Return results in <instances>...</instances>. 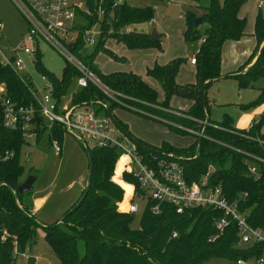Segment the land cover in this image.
Returning <instances> with one entry per match:
<instances>
[{"label": "trees", "instance_id": "trees-1", "mask_svg": "<svg viewBox=\"0 0 264 264\" xmlns=\"http://www.w3.org/2000/svg\"><path fill=\"white\" fill-rule=\"evenodd\" d=\"M84 1L92 12L88 17L89 24L97 20L96 9L99 5L110 10L115 2ZM192 1L199 5L198 0ZM246 1L208 0L205 9L198 15L202 20L197 25L193 23L197 15L185 11L183 36L196 57L193 63L195 81L186 84L176 81L184 57H175L165 64L155 63L147 68L146 73L159 82L164 94L162 101L141 75L120 70L101 72L93 64L97 52H109L104 47L107 37L122 40L129 48L146 47L155 40L144 32L122 31L127 25L151 21L154 18L153 7L139 6L132 0L116 3L113 8V33L105 34L104 30L88 53L84 52L80 37L71 47L113 94L108 95L89 83L85 87L77 86L69 100L72 105L91 104L96 111L113 116L129 135L127 126L113 113L117 106L160 121L178 134H191L192 141L186 146L173 145L165 140L154 145L131 136L145 159L149 153L156 151L170 152L176 156L185 168L188 181L199 179L212 165V186L221 187L228 201L235 203L251 226L264 229V143L257 140L264 141V130H261L264 118L253 122L246 130H238L228 115L220 121L211 120L206 99V87L224 75L221 73L224 42L238 40L244 35L246 17L241 16L239 11ZM202 25L204 27L200 29ZM77 28L80 31L82 29ZM253 35L255 46L248 58L234 72L225 74L234 76L240 87L251 86L257 77L264 75V13L259 9L255 16ZM201 38L204 40L200 41ZM33 56L35 65L53 85V98L61 102L71 84H76L77 71L67 64L62 77L57 78L43 66L39 49ZM112 56L116 60L120 59L114 54ZM0 83L6 85L13 100H31L26 86L8 66L1 63ZM172 96L189 99L191 105L184 110L174 108L169 101ZM258 99L264 101V88L260 90ZM187 128L196 133L185 130ZM51 130L62 142V129L53 125ZM42 134H46V129L38 130L37 137ZM22 144V133L3 127L0 116V145L15 151L12 159L0 163V264H15L16 255L24 252V246L32 240L38 227L43 229L45 240L61 264H208L213 258L235 263L238 258L259 257L264 252V243L239 245L238 228L234 220L230 221L220 236L209 241L208 238L216 233L214 221L222 215V211L215 208L192 207L177 213L173 205L161 203L159 211L155 213L151 210L154 202L147 199L141 209L138 225L133 226L135 213L121 210L118 206L124 195L123 186L110 178L120 155L115 147L87 146L92 159L88 187L83 189L60 219L51 224L41 222L31 212L32 202L28 197L32 191L14 193L18 184L29 174L24 175V167L20 163ZM81 145L85 150L86 145ZM123 162L124 158L118 160L114 178L118 179L122 174L123 180L133 185L137 193H141L133 175L121 172ZM248 165H252L255 172H251ZM30 174L36 175L32 169ZM125 190L128 196L130 186L125 185ZM61 225H65V228ZM173 231L177 232V236H171ZM2 236H5L3 240Z\"/></svg>", "mask_w": 264, "mask_h": 264}, {"label": "built area", "instance_id": "built-area-1", "mask_svg": "<svg viewBox=\"0 0 264 264\" xmlns=\"http://www.w3.org/2000/svg\"><path fill=\"white\" fill-rule=\"evenodd\" d=\"M11 1L27 22V30L23 41L16 47H11L8 53L0 47V63L8 66L26 86L31 100L20 102L13 100L6 85L0 83V116L3 127L19 130L23 136L22 145L28 144L29 139L36 138L38 130L46 129L47 140L56 153L62 151V142L52 134L53 125L60 127L63 135L67 132L86 146L117 148L120 151L118 160L124 158L121 172L131 173L141 189V193H137L134 186L130 185V194L125 205L129 213H136L139 209L136 197L143 199L142 207L147 199H151L154 202L151 210L155 213L159 211L161 203L173 205L177 213L192 207L215 208L221 210L222 215L215 219L216 233L208 238L209 241L220 236L230 221L234 220L238 228L239 245L264 243V229L251 226L245 216L238 211L235 203L228 201L221 187L212 186L210 183L212 165L208 166L207 171L199 179L188 181L183 164L170 152H151L145 159L138 151L134 138L117 124L113 116L96 111L91 104L81 106L64 101L57 102L52 96L53 85L45 74L42 75V79L48 81L43 90L33 84L18 52L23 51L33 56L39 49V40L43 39L77 71L75 78L77 86L85 87L92 83L106 94H113L71 47L76 38L80 37L84 52H87V49H91L97 43L99 36L104 34V30L105 34L113 33V8L122 0H115L110 10H105L99 5L96 9L97 20L93 24L88 22L92 12L84 0ZM257 7L264 13V0H257ZM78 15H81L87 24L74 23ZM103 25L107 28L104 29ZM77 27L82 28L81 31ZM122 31L127 33L129 29L125 26ZM195 60V54H192L190 62L195 63ZM185 130L196 133L190 128ZM257 140L264 143L259 138ZM14 156L13 149L0 145V163ZM27 157L28 152H24L23 158ZM248 169L255 172L252 165H248ZM122 186L125 197V186ZM171 236H177V232L173 231ZM234 264H264V255L238 258Z\"/></svg>", "mask_w": 264, "mask_h": 264}, {"label": "rangeland", "instance_id": "rangeland-1", "mask_svg": "<svg viewBox=\"0 0 264 264\" xmlns=\"http://www.w3.org/2000/svg\"><path fill=\"white\" fill-rule=\"evenodd\" d=\"M134 0V4L139 6H151L154 8V18L148 22H141L127 25L129 31L144 32L150 36L153 30L159 35L149 46L141 48H129L122 40L115 37H107L104 41V47L112 54L120 57V63L132 64L135 67L142 65H151L162 61L166 57H171L172 53L183 52L187 53L183 56L185 61L181 67L186 68L188 60V50L185 47V39L183 31L185 29L186 17L185 11L189 10L196 14V17L205 9L208 0H198V4L193 1L194 5H190L188 0ZM222 1V0H219ZM255 5V6H254ZM243 14L246 17L245 32L248 24L253 29L255 13L258 11L256 4L253 6L251 1H246L243 4ZM256 12L252 14L250 11ZM253 15V16H252ZM78 24H87V21L78 15L74 21ZM0 47L8 53L11 47H16L23 41V37L27 30V22L11 0H0ZM204 26H200L202 29ZM249 35H245L232 47L239 53L245 49L253 47L252 40ZM180 40V41H179ZM181 42V44H179ZM241 42V43H240ZM181 45V46H180ZM40 59L46 70L53 73L57 78H61L63 69L68 64L67 60L45 40H39ZM230 50V53L234 49ZM189 52L191 48L189 47ZM91 49H87V53ZM108 51H99L93 58V64L101 72H106L113 68L115 61L111 53ZM26 66V71L31 78L33 84L43 90L45 83L48 80L42 79L44 74L35 65V56H30L23 51L18 52ZM143 61V62H142ZM148 63V64H146ZM145 67V66H144ZM149 76V75H148ZM48 79V78H47ZM153 84H148L153 88L158 95L159 100L164 99V94L159 82L153 79ZM75 82V81H74ZM77 84L72 83L66 91L62 102L70 103L71 94L76 90ZM264 88V75L256 78L251 86L240 87L238 80L234 76L222 77L209 83L206 87V99L209 108V117L211 120L220 121L225 115L231 118L235 128L238 130H246L253 122H258L264 118V101L258 99L260 90ZM46 91V90H45ZM186 98L180 96H172L170 102L178 101L180 104L186 102ZM79 110V108L77 109ZM114 115L124 123L128 128L134 129L138 133L147 135L144 140L153 144H160L161 130L166 132L167 137L174 144L182 146L189 145L192 141V135L178 134L174 131H169L162 126H165L160 121L152 118L138 115L130 112L120 106L113 109ZM150 123L151 125H148ZM166 127V126H165ZM261 130H264V120L261 125ZM163 139V138H162ZM157 144V145H158ZM28 152L27 159L23 158V153ZM110 177L114 182L122 185H128L121 177L116 179V165ZM20 163L24 167V175L30 174L31 169L35 171L37 179L34 182L32 192L36 198H46V205L35 213V217L42 219L44 223L51 224L60 219L62 214L75 202L78 196L85 188L88 175V157L81 143L69 133H64L62 137V151L56 153L49 144L45 134L37 138L28 140V144L23 145L20 152ZM120 174V173H119ZM86 180V181H85ZM85 181V182H84ZM81 187V188H80ZM123 188V187H122ZM126 193V192H125ZM32 194V193H31ZM30 194V196H31ZM128 196L123 195L121 202L118 204L121 210L126 211L125 205ZM29 199V197H28ZM138 204V211L135 213L133 226L138 225V218L142 209L143 199L135 198ZM65 228V225H61ZM6 235V232H4ZM5 236H2L3 240ZM80 251H83V246L79 244ZM14 251V255H15ZM264 255V252L262 253ZM15 264H28V258H34V264H61L58 258L53 254L52 249L44 238L42 228H36L35 234L30 242L24 246V252L16 255ZM208 264H234L233 261L213 258Z\"/></svg>", "mask_w": 264, "mask_h": 264}, {"label": "crops", "instance_id": "crops-1", "mask_svg": "<svg viewBox=\"0 0 264 264\" xmlns=\"http://www.w3.org/2000/svg\"><path fill=\"white\" fill-rule=\"evenodd\" d=\"M132 1L134 2V0H132ZM171 1L172 0H168L167 3L171 2ZM247 1H249V0H247ZM250 1H251L252 6H253V1H254V4H256V6H257V0H250ZM188 3L190 5H194L192 0H188ZM242 8H243V5L240 8L239 14L241 16H245L243 14L244 11H243ZM250 12H252V14H253V12L254 13L256 12V9L254 11H250ZM256 13H255V16H256ZM254 21H255V17H254ZM253 32H254V26H253V29H251L250 28V24H248L246 32H245V29H244V35L242 36V37H244L245 35L251 34V35H249L250 36L249 39H251L253 41L252 42L253 47L250 49V51H248L249 50L248 48H245L239 53L238 51H236L232 47V45H238L236 43L242 37L240 39H238V40H227V41L224 42V44L222 46V64H221V73L224 74V75H222L220 78L228 77L225 74L230 73V72H234L248 58V56L250 55V53L252 52V50H253V48L255 46V37L253 35ZM158 36L159 35L157 34V37ZM179 44H181V42H179ZM185 44H186L185 47L187 48L189 55H188V60L185 63L186 64V68H184V67L179 68V70H178V72L176 74V81L178 83H180V84L192 83V82L195 81L194 64L190 62V58H191L192 53L189 52V49H188L190 47V45H189V43L187 44V42H185ZM232 48L234 49V51H232V53H230V50ZM184 54H187V53H184V51L183 52H179L178 51L176 53H172V55H170L171 57L168 56V57H166V59H161L162 61H159V62H156V63L157 64H165V63L169 62L171 59H173L175 57L186 56ZM120 62H122V60L115 61L114 65H112L113 68L108 70V71H106V72L113 71V70L132 71V72H134L136 74L141 75L146 83H148L150 85L154 83V81H153L154 78H152L151 76H148L146 71H147V68L152 67L155 63H153L151 65H145V63H141L142 65H140L138 67H135L132 64H128L127 65L126 63H120ZM146 64H148V63H146ZM217 79H219V78H217ZM170 105L172 107H174V108L183 109L184 110V109H187L191 105V101L189 99H187L186 102L185 103L182 102V104H180L178 101H176L175 103L172 101V102H170ZM147 124L151 125L150 123H147ZM162 127L166 128L167 130H169L165 126H162ZM128 130H129L131 135H133L134 137H137L139 139L144 140L143 138H145V136L147 137V135H145L143 133H138L137 131H135L134 129H131L130 127L128 128ZM169 131H171V130H169ZM160 137H161V142L163 140H165V141L170 142L173 145L182 146V145L174 144L173 142H171L169 137H167L166 132L163 133L162 130H161V135L159 137L154 138V139H159ZM145 141H147V140H145ZM151 144H153V143H151ZM157 144H154V145H157ZM86 183H87V181H86ZM29 200L32 202L31 212L34 214V216H35V213H37V211L40 210V208H42L44 206V204L46 205V203H47L46 202V198H36V195H34L33 192L31 194V196H29ZM38 220L43 222V220L40 219V218H38Z\"/></svg>", "mask_w": 264, "mask_h": 264}, {"label": "water", "instance_id": "water-1", "mask_svg": "<svg viewBox=\"0 0 264 264\" xmlns=\"http://www.w3.org/2000/svg\"><path fill=\"white\" fill-rule=\"evenodd\" d=\"M201 17H196L194 18L193 20V23L194 25H197L198 23L201 22ZM150 38L152 39H156L157 38V33L155 30H153L150 34ZM85 151H86V154H87V157H88V175H87V183H86V188L88 187V182L90 181V178H91V173H92V159L90 157V152H89V148L86 146L85 147ZM37 179V176L35 174H28L26 176V178L18 184L17 188H16V191L14 192L15 195L17 193H26V192H30L33 190V185H34V182L36 181ZM86 193V190L84 191L83 195ZM28 264H34V258L33 257H29L28 258Z\"/></svg>", "mask_w": 264, "mask_h": 264}]
</instances>
